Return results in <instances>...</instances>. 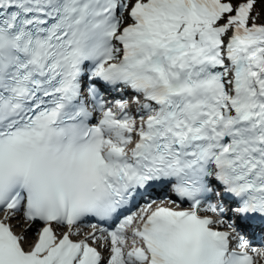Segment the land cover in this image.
<instances>
[{
    "label": "snow or ice",
    "instance_id": "obj_1",
    "mask_svg": "<svg viewBox=\"0 0 264 264\" xmlns=\"http://www.w3.org/2000/svg\"><path fill=\"white\" fill-rule=\"evenodd\" d=\"M0 264H264V0H0Z\"/></svg>",
    "mask_w": 264,
    "mask_h": 264
},
{
    "label": "bare ground",
    "instance_id": "obj_2",
    "mask_svg": "<svg viewBox=\"0 0 264 264\" xmlns=\"http://www.w3.org/2000/svg\"><path fill=\"white\" fill-rule=\"evenodd\" d=\"M255 233H257V230H256V231H254V234H255Z\"/></svg>",
    "mask_w": 264,
    "mask_h": 264
},
{
    "label": "rangeland",
    "instance_id": "obj_3",
    "mask_svg": "<svg viewBox=\"0 0 264 264\" xmlns=\"http://www.w3.org/2000/svg\"><path fill=\"white\" fill-rule=\"evenodd\" d=\"M36 230V228H33V231H35Z\"/></svg>",
    "mask_w": 264,
    "mask_h": 264
}]
</instances>
